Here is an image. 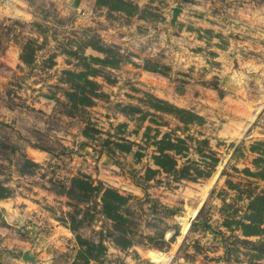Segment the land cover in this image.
<instances>
[{
  "label": "rangeland",
  "instance_id": "obj_1",
  "mask_svg": "<svg viewBox=\"0 0 264 264\" xmlns=\"http://www.w3.org/2000/svg\"><path fill=\"white\" fill-rule=\"evenodd\" d=\"M129 1L139 7L132 16L98 7L95 0H0V181L13 190L5 199L12 209L26 214L32 207L34 217L2 227L15 228L26 243L36 239L23 249L3 245L0 235V264H51L37 257V245L55 264H73L78 247L68 215L75 205L55 193L50 181L68 186L79 173L130 195L139 229L150 237L127 250L108 242L103 257L89 264H156L147 253L169 252L187 221L168 264H254L244 255L235 259V236H242L223 220L235 209L244 211L247 199L238 192L264 194V180L243 172L255 170L250 146L264 141V0ZM174 8L181 10L172 23ZM30 41L33 56L25 64L20 56ZM91 42L112 47L121 56L119 66L92 63L90 71L83 70L78 57L105 56ZM65 91L73 93L71 101ZM148 96L191 110L203 121L183 127L173 115L149 108ZM127 105L154 116L140 121L138 111H121ZM87 121L100 131L97 141L84 136ZM238 124L244 126L239 137ZM146 126L185 138L190 148L178 163L191 160L206 176L175 181L159 173L144 182L155 154L152 141L142 138ZM107 134L132 141V149H104ZM205 147L212 153L208 166L201 162ZM89 153L112 161L117 177H98L97 164L95 174L83 170L81 158ZM24 159L38 165L31 176L18 172ZM93 215L78 233L97 240L109 222ZM28 227L35 228L34 236ZM211 236L215 241L205 240ZM23 250L36 262L24 261Z\"/></svg>",
  "mask_w": 264,
  "mask_h": 264
},
{
  "label": "trees",
  "instance_id": "obj_2",
  "mask_svg": "<svg viewBox=\"0 0 264 264\" xmlns=\"http://www.w3.org/2000/svg\"><path fill=\"white\" fill-rule=\"evenodd\" d=\"M98 7H106L111 12H119L128 16L135 15L139 12L138 5L129 0H95ZM33 42H28L20 56L23 63L29 64L33 56ZM90 46L105 54L104 58L84 57L80 56L82 65H79L83 70L90 71L92 63H100L104 66L117 67L121 60V56L113 51L112 47H103L98 44L89 43ZM148 70L155 71L152 67ZM70 71H63L64 75H70ZM64 95L71 101L73 93L65 91ZM145 103L151 109L158 113H166L173 115L183 127H188L195 124H200L203 118L191 110L179 108L168 102L148 96ZM140 113L139 120L143 121L147 116H154L140 109H135L132 106H123L121 111L130 115L131 111ZM152 122H155L152 120ZM94 123L87 121L83 130L86 138L97 141L95 135L100 134V131L94 127ZM142 138L152 141L155 147V154L152 156L153 167L145 169L142 180L144 182L151 180L159 173L167 174L173 177L175 181L188 179L195 181L202 177L204 172L200 171L199 164L192 163L191 160H186L183 164L178 163V157H186L189 145L185 138H181L172 133H163L160 135L158 130L146 126ZM154 131L151 137H148L150 131ZM160 135V136H159ZM133 142L123 138H114L107 134V138L101 145L104 149L112 150V152H129L133 147ZM206 143V142H199ZM250 151L257 156L253 159L252 164L255 167L254 171L249 168L243 169L246 175L264 179V141H256L250 146ZM202 154V163L210 165L211 161L210 148L205 147ZM140 156L139 153H136ZM216 160L213 159V165ZM207 165V166H208ZM38 165L30 159H24L19 164L18 172L21 176H31L32 171ZM199 169H198V168ZM51 189L68 200L74 202V210L68 215V228L74 233L75 241L78 247V252L73 264H89L91 261L100 260L107 251L106 243L111 242L120 250H127L136 243H143L150 240V237L144 236L139 229V218L137 209L133 208L132 198L130 195L124 194L121 191L106 186L102 181H94L85 173H79L71 177L69 185L50 181ZM13 190L0 181V200L9 198ZM240 196L245 195L247 203L244 211L240 212L235 209V215L227 216L223 220V225L230 231L237 230L241 232V236H235V259L238 255L249 257L250 262L263 261L264 264V231L262 230V219H264V194H254L253 191L244 189L238 192ZM84 204L85 207H82ZM91 204V205H90ZM97 207L99 208L96 211ZM92 212V213H91ZM94 212V213H93ZM240 213V214H237ZM100 214L109 222V226L98 232V238L89 239L78 233V229L89 217L93 218V214ZM82 214L81 218L78 216ZM92 214V215H91ZM63 222H66L62 219ZM261 235V236H259ZM248 236H259L255 240L247 238ZM233 248L231 250H233Z\"/></svg>",
  "mask_w": 264,
  "mask_h": 264
},
{
  "label": "crops",
  "instance_id": "obj_3",
  "mask_svg": "<svg viewBox=\"0 0 264 264\" xmlns=\"http://www.w3.org/2000/svg\"><path fill=\"white\" fill-rule=\"evenodd\" d=\"M253 67H255V65H253ZM237 127H238L237 129L235 128V136L239 137V136H241V128H243L244 126L241 124H238ZM101 156L94 155V153H89L86 158L85 157H83L84 159L81 158L80 167H82V169L85 170L89 174L90 173L95 174L96 171L93 168L95 167V164H97L98 167H101V168H98V170H100V172L98 174L96 173V175L98 177H101V176L106 177V178L107 177H112V178L117 177V175L114 174V171L116 169L115 164L112 163V161H110V162L106 161L107 157L104 158V156L103 157H101ZM96 159H99V160H96ZM104 168L109 169V171L112 173V176L110 174H109V176L103 175V172H106V170H104ZM109 181H111L110 178H109ZM212 182H211V184H212ZM211 184H210V186H211ZM210 186L207 185L206 188H210ZM130 191L135 192L137 194L140 193V191L137 188H135L134 186L130 187ZM12 205L13 204L11 203V201L9 202L5 199L0 200V222H1L0 223V235L3 237L2 238L3 245H7L9 247L16 246V247L23 248V249H29L32 245H34L36 243V239H33L34 237H31V236H34L35 230H33V229H35L36 226H33L35 228L28 227V229L26 230L27 233L31 235L30 237L32 239L26 243L25 241H22L19 238H17V236H16L17 231L15 232V230H14L15 228L8 230L5 227H2V223L3 222H7V223L12 222L15 225H17V224H24L23 222H25L26 220H29L30 218L33 220L34 217H33V215L30 214L32 212V207H30L31 208V210H30V208L28 206L27 207L28 210H26V211H28V213L25 214L22 212L23 210H21L18 207H16V210L12 209ZM33 222H35V220ZM31 225H32V222L27 224V226H31ZM187 225H188V221L184 223V227L181 229L180 235L178 236L176 243L173 244V246L169 252L163 253V252H159V251H149L147 253V256L151 259V261H153L156 264H168L169 261L172 259L174 252L176 251L178 245L182 241L183 236L186 233ZM240 234H241V232H240ZM55 236L57 237L56 233H55ZM247 238L257 239V238H259V236H248ZM205 240H208L211 242L215 241L212 236L209 238H206ZM37 246L38 247L33 248V251H35V250L38 251L37 257L40 260L45 258L47 261L49 260L51 264H55V262H53L54 260L49 259V256L51 257V255L45 256L43 252H40V245H37ZM24 247H27V248H24ZM128 256H129V258H132L131 256H133V255L128 254ZM15 264H23V263L15 261Z\"/></svg>",
  "mask_w": 264,
  "mask_h": 264
},
{
  "label": "water",
  "instance_id": "obj_4",
  "mask_svg": "<svg viewBox=\"0 0 264 264\" xmlns=\"http://www.w3.org/2000/svg\"><path fill=\"white\" fill-rule=\"evenodd\" d=\"M180 10H181L180 8H174V16H173V19H172V23L174 22L177 13H179ZM22 259L24 261L31 262V263H35L36 262L35 257L33 255H31L28 251H24L23 252Z\"/></svg>",
  "mask_w": 264,
  "mask_h": 264
}]
</instances>
